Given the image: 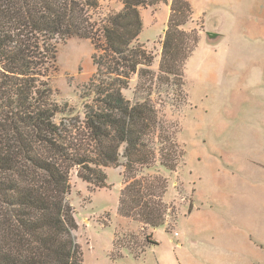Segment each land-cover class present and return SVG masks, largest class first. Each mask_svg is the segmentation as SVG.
I'll use <instances>...</instances> for the list:
<instances>
[{"label":"trees","instance_id":"obj_1","mask_svg":"<svg viewBox=\"0 0 264 264\" xmlns=\"http://www.w3.org/2000/svg\"><path fill=\"white\" fill-rule=\"evenodd\" d=\"M101 1L0 0V264H84L73 170L103 188L106 168L122 166L118 213L144 228L164 225L174 209L168 178L146 170L175 171L184 155L153 96L156 81H183L200 42L198 29L184 28L193 4L171 0L157 73L155 53L139 41L141 8L169 1L119 0L122 8L105 14ZM75 36L91 40L95 65L79 112L55 100L51 84L59 45Z\"/></svg>","mask_w":264,"mask_h":264},{"label":"rangeland","instance_id":"obj_2","mask_svg":"<svg viewBox=\"0 0 264 264\" xmlns=\"http://www.w3.org/2000/svg\"><path fill=\"white\" fill-rule=\"evenodd\" d=\"M101 2L103 14L123 6L119 0ZM192 2L199 18L187 30L198 29L200 42L184 65L182 83L162 77L153 96L176 126L184 155L175 171L159 164L146 170L168 178L165 200L174 209L164 225L144 228L118 213L122 166L106 168L103 188L73 170L69 199L84 264H264V0ZM150 21L146 17L139 41L155 53L158 73L163 13L157 24ZM93 52L86 38L59 45L53 97L75 112L95 72ZM138 82L133 76L130 96ZM150 233L159 244L150 245Z\"/></svg>","mask_w":264,"mask_h":264},{"label":"crops","instance_id":"obj_3","mask_svg":"<svg viewBox=\"0 0 264 264\" xmlns=\"http://www.w3.org/2000/svg\"><path fill=\"white\" fill-rule=\"evenodd\" d=\"M169 3H159V4H156L154 5L152 8H147V7H144V8H141V14H142V17H143V22H144V27H143V31L145 30V27H146V17H150L151 21V25H155L158 23V21L160 20V14L163 13V17H164V29H163V33L167 27V22H168V19L170 17V13H171V8H170V2L171 0H168ZM192 2V0H190ZM193 4V2H192ZM193 7H194V4H193ZM199 18L195 12V7H194V15H193V21L195 19ZM191 23L192 22H189L185 25V29H189L191 26ZM142 31V32H143ZM142 34V33H141ZM141 34H140V37H141ZM149 44V42H147ZM162 47L160 45V43H157V48L156 50H160L161 51ZM158 58V57H157ZM159 59V58H158ZM179 235V233H178ZM177 235V236H178ZM141 255V254H140ZM139 256V255H138Z\"/></svg>","mask_w":264,"mask_h":264},{"label":"built area","instance_id":"obj_4","mask_svg":"<svg viewBox=\"0 0 264 264\" xmlns=\"http://www.w3.org/2000/svg\"><path fill=\"white\" fill-rule=\"evenodd\" d=\"M176 235H178V232H175Z\"/></svg>","mask_w":264,"mask_h":264}]
</instances>
